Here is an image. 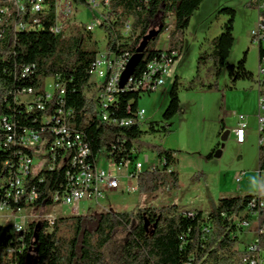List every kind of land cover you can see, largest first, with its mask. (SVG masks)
Segmentation results:
<instances>
[{
	"label": "trees",
	"instance_id": "16d2710c",
	"mask_svg": "<svg viewBox=\"0 0 264 264\" xmlns=\"http://www.w3.org/2000/svg\"><path fill=\"white\" fill-rule=\"evenodd\" d=\"M108 1L105 18H94L107 34L106 48L122 55L143 53L134 77H140L149 62L163 54L176 52L174 60L182 53L186 33L191 19L204 0H102ZM261 0H249L247 5L256 6ZM77 6L91 8L88 0H71ZM46 7L38 12L27 2L26 10L19 11L9 4V12L2 13L5 5L0 0V113L12 114L18 129L33 128L44 136L52 134L44 117L53 114L60 106L58 92L47 102L44 110L28 111L25 104L14 101L16 91L32 87L37 95H44L48 78L60 79L65 86L63 96L67 109H74L73 126L84 134L91 148L89 161L92 165L101 157L124 162L132 157V150L148 149L166 159L163 168L145 170L139 174L138 189L142 194H156L162 185L180 187V176L176 169V149L161 143L145 141V133L169 135L174 132L171 121L181 110V81L176 77L170 92V102L163 119L151 121L146 130L143 122L136 118L128 126L108 123L99 115L97 102L92 93V70L98 54L95 33L86 24H73L70 33L66 26L61 32L53 31L57 23V0H44ZM72 4V5H73ZM74 6V5H73ZM75 11V8H74ZM219 14H227L222 33L202 45L197 60L196 76L186 89H217L224 69L235 85L239 80H255L253 71L247 68V52L237 63L228 58L235 43L234 24L236 10L223 7ZM36 20H39L36 22ZM131 20V31L124 34ZM20 22L34 28L17 30ZM167 33V45L159 48L162 34ZM213 62V82H205L201 71ZM260 66L264 65V44L259 45ZM31 71L25 74V68ZM142 93L125 91L116 93L118 109L113 115L120 118L135 117ZM7 98V100H6ZM131 105V112L128 106ZM113 110V109H112ZM223 123L220 125L222 131ZM2 137L4 133L1 134ZM263 142L259 145V171L264 172ZM53 139V138H52ZM31 152L25 147L10 143L0 150V177L11 176L17 165L19 154ZM214 149L208 154L212 157ZM42 162V158L40 159ZM173 167L168 171L169 167ZM67 166L42 167L29 177L28 186H34L38 199L26 204L12 202V209L28 207L41 210L45 202L50 203L52 194L66 183ZM199 177L195 173L193 180ZM256 201L254 202V200ZM1 204V199H0ZM258 215L260 228H264V194H247L222 197L209 211L183 209L177 202L160 206H140L133 210L91 211L85 214L59 215L53 226L47 221H32L28 224L23 239L16 238L12 226L1 228L0 264H246L248 244L240 248L238 243L244 232L257 236L255 230L239 226L242 220H253ZM42 227L35 231L37 223ZM124 230L127 238L121 243L119 255L109 260L105 247L112 242L116 232ZM264 243V233H258Z\"/></svg>",
	"mask_w": 264,
	"mask_h": 264
},
{
	"label": "rangeland",
	"instance_id": "374dc122",
	"mask_svg": "<svg viewBox=\"0 0 264 264\" xmlns=\"http://www.w3.org/2000/svg\"><path fill=\"white\" fill-rule=\"evenodd\" d=\"M248 1L204 0L191 19L184 49L170 68L164 85L156 92L141 95L139 106L145 108L147 112L143 122V129L146 130L149 122L163 119V114L170 102V92L174 81L176 77L180 78L182 110L171 121L174 132L169 135L145 133L143 136L145 141L161 143L165 147H173L178 150L179 159L176 169L180 174V187L171 188L170 184L166 183L153 195L142 194L139 189L134 192L120 189L111 193L109 199L102 201L106 208L111 207L112 210L118 211L133 210L144 205L160 206L177 202L183 209L209 211L222 197L264 194V172L260 173L259 171L260 143L258 132L257 135L254 132H251V135L247 134V142L240 147L234 141H229L226 144L223 137L217 138L220 133V123H222L221 115H224V113L236 110L250 116L258 114L255 105L259 89V45L254 43L251 38V32L257 25L258 10L256 6L247 5ZM73 5L70 6L71 10H69L72 18L65 25L67 33H70L73 24H86L87 26L94 24L95 28L92 31L95 33L96 47L99 51H104L108 41L107 34L97 21L96 24L92 21L95 17L105 18L106 12L102 8L94 10L93 8ZM223 7H232L236 10L235 43L228 61L237 63L247 52L246 65L249 70L254 72L255 80H239L233 85L227 70L224 69L219 79V88L207 93L206 98L204 95H200L202 100L197 102V100H191L194 89L188 90L186 86L198 73L197 60L201 46H207V42L222 33L224 24L229 19L227 14H219L220 9ZM167 39V33L162 34L159 48L167 45ZM213 70V62H209L202 69L201 75L205 82L214 81ZM261 79L264 78L261 77ZM47 81L48 86L53 83L52 78ZM223 94H225L226 99V112L222 107ZM204 102L209 105V113L205 126H200L195 118L194 110ZM233 114L231 113L230 116L228 115L229 118H226L227 126L230 129L237 126V118ZM184 124V129L181 131L180 127ZM218 142L221 143V147H224L223 156L214 162H207V155L217 146ZM189 151L191 153H188ZM146 154L149 155L151 163L158 162L157 153L148 149L141 153L140 159L145 161ZM145 164L149 166L146 161ZM99 166L108 169L107 159H103ZM242 171H245V174L241 180H237L239 173ZM195 173H198L199 177L193 180L192 177ZM128 181V177L124 176L122 178V182L128 183ZM132 182L138 186L137 179H132ZM50 210L58 213V215L73 214L71 207L68 206L51 208ZM79 211V214H85L91 211L103 210L97 208L94 203L84 200L80 204ZM1 220L3 221V219ZM8 220L6 223L9 222ZM256 228L257 223H253L252 230ZM126 238L127 232L119 230L112 242L105 247V254L110 261L118 257L120 245ZM255 238L256 234L254 232H244L240 236L238 246L244 248Z\"/></svg>",
	"mask_w": 264,
	"mask_h": 264
},
{
	"label": "built area",
	"instance_id": "2783aa9c",
	"mask_svg": "<svg viewBox=\"0 0 264 264\" xmlns=\"http://www.w3.org/2000/svg\"><path fill=\"white\" fill-rule=\"evenodd\" d=\"M5 5L2 13H8L10 6L15 7L19 11H25L27 2L31 7H46L44 0H4ZM69 1L62 0L61 10L57 12V23L53 27V31L61 32L67 21L72 18L69 11ZM94 10L102 8L103 11L108 9V1L88 0ZM259 12L256 27L251 32V38L258 45L264 44V0L258 4ZM3 16L0 17V25ZM39 20H36L38 22ZM131 23L129 20L124 29L127 35L131 31ZM34 28L28 23L20 22L17 24V30L26 28ZM93 30L94 24L88 26ZM176 52L163 54L161 58H155L149 62L147 70L140 77H130L124 87L120 86L123 73L131 59L129 53L117 55L109 49L100 51L92 70L93 84L92 93L97 102V110L102 120L120 126H128L132 124L135 118L139 122H144L146 109L138 108L135 117L120 118L113 115L114 109H118V102H114V93H122L125 91H139L142 94L153 93L158 91L165 83L170 68L173 66ZM31 71V67L25 68V74ZM260 76L264 77V65L259 66ZM49 79V78H48ZM44 85V95H37L32 87L22 88L16 91L14 101L18 104H25L28 111L35 108L44 110L48 101L54 98L58 92L57 103L60 104L53 114L44 117V123L47 124L49 136H44L40 130L33 128L18 129L17 123L12 114L0 113V150L10 143L19 144L31 152H22L19 154L17 165L12 171V175L8 177H0V235L1 228L7 225L12 226V231L16 238L23 239L28 224L32 221H47L53 226L55 220L59 216L58 213L51 211V208L71 207L73 214L80 213V204L87 200L94 203L97 208L103 211L112 210L106 208L102 203L103 200L109 199L111 193L120 189L127 192H134L138 189L134 185L132 179H137L139 174L145 170H156L166 165V159H159L157 163H151L148 154L145 155V161L149 163L146 166L145 161L140 159L143 151L137 148L132 150V157L124 162H116L113 158L101 157L92 165L89 161L91 157V148L85 141L83 133L78 131L72 122L74 109L65 108L64 100L65 86L60 79L52 78L53 83L49 86L47 80ZM264 86L261 82V88ZM7 100V98H6ZM113 109V110H112ZM113 111V112H112ZM131 112V105L128 106ZM237 118V127L235 128L236 141L239 144L245 142L248 128L247 115L238 111H231ZM259 123V143L263 142L261 133L264 130V91L261 90L259 97V110L257 114ZM4 133L2 137L1 134ZM53 138V139H52ZM42 158V162L41 159ZM107 159L108 169L100 167L99 164L103 159ZM67 166L66 183L61 189L56 190L51 198L50 203L45 202L42 209L34 211L28 207H21L17 210L12 209V202H26V204L34 203L38 199V192L34 186H28V179L35 170L42 167L49 169L56 168L57 164ZM173 167H169L171 171ZM245 171L239 173L237 180H241ZM128 177V183L122 182V178ZM257 198H255L254 202ZM253 220H242L239 226L245 230H251L252 224L257 223V236L254 241L247 247V255L245 257L246 264H264V243L260 241L258 233H264V228L259 227L258 215ZM3 219V221L1 220ZM9 219L8 223H6Z\"/></svg>",
	"mask_w": 264,
	"mask_h": 264
},
{
	"label": "crops",
	"instance_id": "0c3cea01",
	"mask_svg": "<svg viewBox=\"0 0 264 264\" xmlns=\"http://www.w3.org/2000/svg\"><path fill=\"white\" fill-rule=\"evenodd\" d=\"M70 3L71 2H69V6L72 5V3L71 4ZM57 6H58L57 11L59 12V10H61L62 0L61 1L57 0ZM258 16H259V12L257 11L256 23L258 21ZM98 19H100V18H98ZM92 22L95 23V24L97 23L95 20H93ZM94 28H95V25H94ZM94 28H93V30H94ZM188 30H187V33H188ZM187 33H186V36H187ZM261 77L262 76H260V74H259V89H258V92H257V96H256L257 100H256V105H255V107H257L258 110H259V97H260V94H261V90L262 91L264 90V86L261 88V82H262V84H264V79H261ZM262 78H264V77H262ZM213 91H215V89H206V88L194 89L192 94H191V96H193L191 100H194V101L197 100V102L198 101L200 102V100H202V97H200V95L201 96L204 95V97H205L207 93H211ZM222 97H223L222 107L225 110V101H226L225 94H223ZM208 106H209L208 103L204 102L202 105L199 104L198 108L194 110L195 118H196V120H198V123H199L200 126L201 125L205 126V123H206V120H207L206 118H207L208 113H209ZM183 111H184V109H183ZM225 112H226V110H225ZM230 114H231V111L224 113V115H221L223 128H222V131L219 133V135L217 137L218 139H219L220 136L223 137L224 140L226 141V144H228L229 141H234L235 143H237L236 135H235V131H234L237 126L235 128H233V129H230L227 126V123H226V118H229ZM225 115H227V116H225ZM247 117H248V119H247L248 128H247L246 138H247V134L251 135L250 134L251 132L256 133V135H257V132H258V135H259V123H258V120H257V115H254V116L247 115ZM222 123H220V125ZM184 126H185V124L180 127L181 131L184 129ZM217 138H216V140H217ZM246 142H247V139H245L244 143H242V144L237 143V144L240 147V146H244V144ZM168 148H173V147H168ZM217 150H221V153H220L219 156L216 155ZM188 153H191V151H189ZM223 154H224V147H221V143L218 142L217 146L214 147V152H213L212 157H208V155H207V159H208L207 162H214L216 160H219V158L222 157ZM176 157L179 159L178 152L176 153ZM179 176H180V174H179ZM257 195H261V194H257ZM251 232H254V231H251Z\"/></svg>",
	"mask_w": 264,
	"mask_h": 264
},
{
	"label": "water",
	"instance_id": "95a60500",
	"mask_svg": "<svg viewBox=\"0 0 264 264\" xmlns=\"http://www.w3.org/2000/svg\"><path fill=\"white\" fill-rule=\"evenodd\" d=\"M144 57V54L143 53H136L134 54L129 63L127 64V67L123 73V76H122V79H121V82H120V86L121 87H124L125 84L128 82V80L130 79V77L133 76V74L135 73V70L137 68V66L140 64L141 60L143 59ZM221 153V150H217L216 152V155L219 156ZM42 227V223L41 222H38L37 223V228H36V231H35V234L38 235L39 234V231Z\"/></svg>",
	"mask_w": 264,
	"mask_h": 264
},
{
	"label": "bare ground",
	"instance_id": "6f19581e",
	"mask_svg": "<svg viewBox=\"0 0 264 264\" xmlns=\"http://www.w3.org/2000/svg\"><path fill=\"white\" fill-rule=\"evenodd\" d=\"M71 6V5H70ZM69 6V10H71V7ZM35 8V12H38L42 9V7H34ZM115 97H116V93H114V101H115Z\"/></svg>",
	"mask_w": 264,
	"mask_h": 264
}]
</instances>
